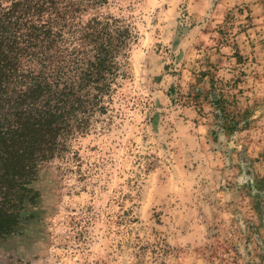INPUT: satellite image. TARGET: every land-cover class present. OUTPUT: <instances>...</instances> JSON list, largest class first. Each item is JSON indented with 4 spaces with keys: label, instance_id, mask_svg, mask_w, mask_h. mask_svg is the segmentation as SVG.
Instances as JSON below:
<instances>
[{
    "label": "rangeland",
    "instance_id": "rangeland-1",
    "mask_svg": "<svg viewBox=\"0 0 264 264\" xmlns=\"http://www.w3.org/2000/svg\"><path fill=\"white\" fill-rule=\"evenodd\" d=\"M201 4L102 9L139 31L129 76L0 264H264V0Z\"/></svg>",
    "mask_w": 264,
    "mask_h": 264
},
{
    "label": "trees",
    "instance_id": "trees-1",
    "mask_svg": "<svg viewBox=\"0 0 264 264\" xmlns=\"http://www.w3.org/2000/svg\"><path fill=\"white\" fill-rule=\"evenodd\" d=\"M111 1L0 0V240L26 227L42 166L113 111L139 31Z\"/></svg>",
    "mask_w": 264,
    "mask_h": 264
},
{
    "label": "crops",
    "instance_id": "crops-1",
    "mask_svg": "<svg viewBox=\"0 0 264 264\" xmlns=\"http://www.w3.org/2000/svg\"><path fill=\"white\" fill-rule=\"evenodd\" d=\"M245 1H251V0H203V4H201V7L207 8L208 3L215 4L217 6L216 7L217 13L221 17V15L227 12L228 9H231L232 7H235L236 5H240L241 3H244ZM246 5H249V3L247 2ZM217 21H220V20H217Z\"/></svg>",
    "mask_w": 264,
    "mask_h": 264
}]
</instances>
